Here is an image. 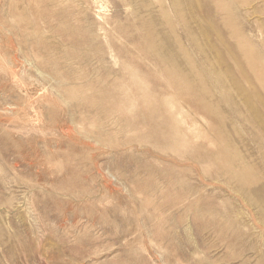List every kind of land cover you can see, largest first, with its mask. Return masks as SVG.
Returning <instances> with one entry per match:
<instances>
[{"label":"rangeland","instance_id":"1","mask_svg":"<svg viewBox=\"0 0 264 264\" xmlns=\"http://www.w3.org/2000/svg\"><path fill=\"white\" fill-rule=\"evenodd\" d=\"M0 264H264V0H0Z\"/></svg>","mask_w":264,"mask_h":264},{"label":"bare ground","instance_id":"2","mask_svg":"<svg viewBox=\"0 0 264 264\" xmlns=\"http://www.w3.org/2000/svg\"><path fill=\"white\" fill-rule=\"evenodd\" d=\"M169 109V108H168ZM178 121V120H177Z\"/></svg>","mask_w":264,"mask_h":264}]
</instances>
